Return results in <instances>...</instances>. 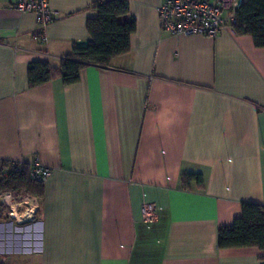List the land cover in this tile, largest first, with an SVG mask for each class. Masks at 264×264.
Returning <instances> with one entry per match:
<instances>
[{"label": "crops", "instance_id": "0c3cea01", "mask_svg": "<svg viewBox=\"0 0 264 264\" xmlns=\"http://www.w3.org/2000/svg\"><path fill=\"white\" fill-rule=\"evenodd\" d=\"M14 1L0 0V162L37 159L50 174L40 198L24 193L15 231L0 220L3 264H264L256 247L217 246L242 202L264 205V48L227 28L169 34L163 0H129L127 53L74 84L29 87V63L57 67L87 42L99 0H48L44 27ZM187 173L201 185H183Z\"/></svg>", "mask_w": 264, "mask_h": 264}, {"label": "trees", "instance_id": "16d2710c", "mask_svg": "<svg viewBox=\"0 0 264 264\" xmlns=\"http://www.w3.org/2000/svg\"><path fill=\"white\" fill-rule=\"evenodd\" d=\"M93 9L97 15L87 20V42L75 44L57 67L47 62L29 63V87L42 85L54 78H60L66 85L74 84L79 81L80 71L85 66L94 64L108 68L113 58L129 51L130 37L135 31L134 19L124 18L128 16L129 0H99ZM231 30L236 35L250 36L256 47L264 48V0H241L235 8ZM17 162H0V193L14 191L40 198L43 195L42 183L30 178L29 164L22 161L18 168ZM193 180L201 185V174L181 175L183 185ZM3 217L4 212H0V220ZM217 246L256 247L264 251V205L242 202L239 217L230 225L218 228Z\"/></svg>", "mask_w": 264, "mask_h": 264}, {"label": "built area", "instance_id": "2783aa9c", "mask_svg": "<svg viewBox=\"0 0 264 264\" xmlns=\"http://www.w3.org/2000/svg\"><path fill=\"white\" fill-rule=\"evenodd\" d=\"M237 0H163L157 7L160 27L172 35H203L216 36L222 29H231L234 22ZM14 8L20 13H34L38 23L44 27L52 18L53 13L48 0H15ZM45 41V36L40 35ZM21 167L22 161L16 163ZM28 173L32 180L43 183L49 176L50 170L37 159L28 165ZM25 196V197H24ZM33 197L17 194L14 191L0 193V212L6 213L13 219L18 207L30 205ZM156 208L152 204L141 207L142 219L150 222L156 219ZM1 261V260H0ZM2 264V262H0Z\"/></svg>", "mask_w": 264, "mask_h": 264}, {"label": "rangeland", "instance_id": "374dc122", "mask_svg": "<svg viewBox=\"0 0 264 264\" xmlns=\"http://www.w3.org/2000/svg\"><path fill=\"white\" fill-rule=\"evenodd\" d=\"M17 194L21 195V194H24V193H17ZM25 207H26V205L22 204L20 207H18V211H19V208L22 210ZM3 220H5V221H13V226L12 227H13L14 231H15L14 227L16 226V224H18L17 222L20 221V219L17 218V214H14V218L11 219V218L8 217V215H6V213H5V217H3ZM19 226L20 225H18L17 227H19ZM18 230L21 232L20 228ZM9 233H12L11 229L9 230ZM4 252L6 254H8L7 249H4ZM0 260H1L0 262H2V264H3L4 263L3 261L5 259L4 258H2V259L0 258ZM34 260L35 259H33L32 257H28L27 255L26 256H20V255L18 256V255L12 254V255H9L8 264H13L14 262H15L14 264H32L34 262Z\"/></svg>", "mask_w": 264, "mask_h": 264}, {"label": "bare ground", "instance_id": "6f19581e", "mask_svg": "<svg viewBox=\"0 0 264 264\" xmlns=\"http://www.w3.org/2000/svg\"><path fill=\"white\" fill-rule=\"evenodd\" d=\"M30 210V209H29ZM26 213H27V211H26ZM32 213V212H31ZM28 214V213H27Z\"/></svg>", "mask_w": 264, "mask_h": 264}]
</instances>
